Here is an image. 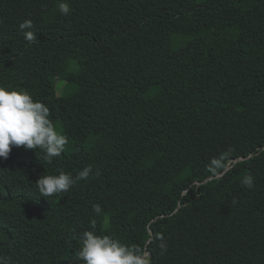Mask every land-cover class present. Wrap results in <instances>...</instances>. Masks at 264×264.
<instances>
[{"label":"trees","instance_id":"trees-1","mask_svg":"<svg viewBox=\"0 0 264 264\" xmlns=\"http://www.w3.org/2000/svg\"><path fill=\"white\" fill-rule=\"evenodd\" d=\"M68 3L62 16L59 0H0V85L45 102L68 137L51 165L24 146L0 158V255L83 264L99 204L98 233L152 264H264V0ZM89 164L99 177L40 196L41 175Z\"/></svg>","mask_w":264,"mask_h":264},{"label":"clouds","instance_id":"clouds-1","mask_svg":"<svg viewBox=\"0 0 264 264\" xmlns=\"http://www.w3.org/2000/svg\"><path fill=\"white\" fill-rule=\"evenodd\" d=\"M58 11L62 16L71 13L68 0H59ZM23 31L32 29L33 22L25 19L19 25ZM24 40L31 44L37 42L34 31H25ZM51 110L48 105L34 99L27 90L9 89L0 85V158L7 159L13 147L24 146L25 149L39 150L49 165L53 164L54 158L61 157L68 144V137L58 130L53 123ZM223 156L214 157L210 161V168L217 171L223 167ZM58 174L41 175L36 181L39 194L42 197H51L55 194L67 193L80 181H86L90 176L99 177V168L93 166L82 168L73 175L71 172L57 170ZM226 171V169H225ZM242 186L252 189L254 177L249 174L241 180ZM187 195V192L182 193ZM92 212L95 217L103 213L99 204H93ZM89 219V229L83 231L79 239L82 247L79 249L78 259L83 264H152L150 254L140 246L129 245L107 234L97 231V219ZM159 248L161 253L167 251V243L160 236ZM0 264H9L6 257L0 255Z\"/></svg>","mask_w":264,"mask_h":264},{"label":"rangeland","instance_id":"rangeland-1","mask_svg":"<svg viewBox=\"0 0 264 264\" xmlns=\"http://www.w3.org/2000/svg\"><path fill=\"white\" fill-rule=\"evenodd\" d=\"M229 68H230V65L227 63V64L224 66V68L222 69V73H221V75H223V74H224ZM67 75H68V72H66V73L64 74V76H67ZM61 78H62V77L59 78V81H60V82H59V86H58V92H59L60 95L63 94V92H64V90H65V87H66V82H65V80H63V79H61ZM206 128H207V126H205V125H199V126L194 127V130H195L196 132H200V131L205 130ZM209 210H211V205H208V204L203 205V206H201V207L199 208V214L202 215V214L208 212Z\"/></svg>","mask_w":264,"mask_h":264}]
</instances>
